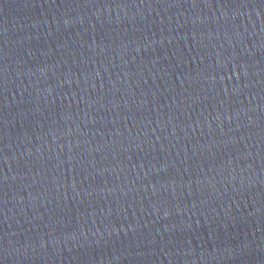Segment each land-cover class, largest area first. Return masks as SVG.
<instances>
[{
    "label": "water",
    "instance_id": "water-1",
    "mask_svg": "<svg viewBox=\"0 0 264 264\" xmlns=\"http://www.w3.org/2000/svg\"><path fill=\"white\" fill-rule=\"evenodd\" d=\"M0 264H264V0H0Z\"/></svg>",
    "mask_w": 264,
    "mask_h": 264
}]
</instances>
